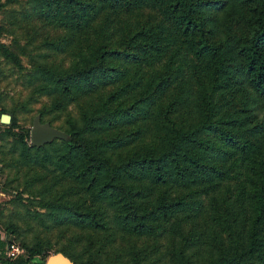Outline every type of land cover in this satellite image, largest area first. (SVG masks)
I'll return each instance as SVG.
<instances>
[{"label":"trees","instance_id":"16d2710c","mask_svg":"<svg viewBox=\"0 0 264 264\" xmlns=\"http://www.w3.org/2000/svg\"><path fill=\"white\" fill-rule=\"evenodd\" d=\"M27 1L25 15L71 31L97 16L93 36L76 42L46 31L41 43L71 47V57L53 62L42 52L41 60H32L30 85L20 82L27 87L21 105L38 103L40 119L51 124L42 116L63 111L62 122L53 125L69 138L9 147L31 158L58 141L62 148L53 159L82 182L91 201L80 207L39 190L45 207L34 211L39 220L67 219L87 229V246L93 245L94 229L152 235L154 242L135 253L142 251L144 264H264V148L248 125L252 104L264 121V0ZM149 10L158 17H149ZM118 11L120 36L112 25ZM1 50L17 60L6 46ZM186 70L192 94L181 77ZM190 96L195 109L178 111ZM220 180L230 184L213 194L214 212L208 229H201L213 244L191 260L189 249L198 239L203 243L195 222L201 195ZM233 201L242 211L237 228ZM222 214L230 218L223 219L226 224ZM187 217V227L180 223L173 234L176 220ZM28 248V256L7 259L37 264L31 255L41 250L39 243ZM88 248L83 258L65 246L56 250L78 264H105Z\"/></svg>","mask_w":264,"mask_h":264},{"label":"rangeland","instance_id":"374dc122","mask_svg":"<svg viewBox=\"0 0 264 264\" xmlns=\"http://www.w3.org/2000/svg\"><path fill=\"white\" fill-rule=\"evenodd\" d=\"M30 6L27 0H0V113L7 112L10 119L6 122L0 121V224L4 226L9 236L10 242H14L21 248L23 258L30 253L28 247L39 243L41 250L31 255L34 262L44 261L45 257L54 252L60 246L76 254L78 257H85L89 251L93 252L95 258L105 264H144L146 258L137 255L138 247L154 242L152 235H136L119 229L118 231L108 230L106 228L94 229L92 232V244L87 246L85 234L87 229L76 227L67 219L56 221L53 219L48 223H42L35 210L44 211V206L39 204L40 193L42 190L45 195L62 196L67 200L79 203L80 207L90 205L91 201L83 188L82 182L72 174L62 170L56 164L53 157L60 152L62 146L56 141L47 144L44 149L38 150L31 158H24L19 155L18 149H11L12 143L20 144L24 141L30 144L29 129L31 117L36 112L38 103L32 102L30 107L22 106L21 96L27 87L28 76L34 70L32 60H41V53L44 52V58L53 62H67L72 55V48H62L58 45L56 48L45 47L41 40L43 34L48 31L54 34H68L72 36L74 42L78 37L84 39L92 37V30L95 27L96 18L89 20L80 31L70 30L66 25L49 26L38 20L33 15H25L24 11ZM112 25L113 34L120 36L119 18L121 12H116ZM144 14V10H143ZM149 17L157 18L158 13L155 10L148 11ZM52 30V31H51ZM6 46L15 54L17 60L3 53L1 48ZM74 44H72V47ZM233 57V55H231ZM181 77L189 85L190 94H192L194 84L188 71L183 72ZM17 98V99H16ZM193 98L190 96L188 102L184 101L177 106L178 111L186 110L192 112ZM64 112H51L43 115V118H49L53 124H60L64 117ZM263 111H254L253 104L248 106L249 134L264 148V121L262 119ZM47 151L45 162L41 158L42 152ZM49 157V158H48ZM228 180H220L213 184L209 191L201 195V208L196 214L195 222L197 235L203 239L196 241L191 249L189 258L197 260L206 253L205 247L212 246L213 239L203 235L202 228L208 229L210 215L213 214L215 205V196L220 195L222 191L229 186ZM217 192V193H215ZM214 194V195H213ZM238 203L232 202L230 211L234 213V228L239 227L242 221V211ZM63 214V213H60ZM236 215V216H235ZM229 217L221 215V224H226L223 219ZM191 217L182 220H176L178 224L171 227L172 233L177 234L176 229L187 227ZM13 228L14 231L8 230ZM224 227L219 226L218 229ZM223 235V233L221 232ZM214 237H220L217 231L212 234ZM207 243L204 244V241ZM210 243V245H208ZM135 248V249H134ZM99 249V250H97ZM136 251V252H135ZM154 253L151 257H153ZM140 256V258H139ZM40 259V260H39ZM35 264V263H34Z\"/></svg>","mask_w":264,"mask_h":264},{"label":"water","instance_id":"95a60500","mask_svg":"<svg viewBox=\"0 0 264 264\" xmlns=\"http://www.w3.org/2000/svg\"><path fill=\"white\" fill-rule=\"evenodd\" d=\"M10 119L7 112L0 113V121L6 122ZM58 137L68 139L69 134L62 128L51 124L48 120H41L39 112H35L31 117V125L29 129V140L31 144L40 145L50 141L52 138ZM43 264H78L71 260L60 250L49 253Z\"/></svg>","mask_w":264,"mask_h":264},{"label":"crops","instance_id":"0c3cea01","mask_svg":"<svg viewBox=\"0 0 264 264\" xmlns=\"http://www.w3.org/2000/svg\"><path fill=\"white\" fill-rule=\"evenodd\" d=\"M7 244H8V241H6V234L4 230L0 227V264H15L12 261H9L4 256V249Z\"/></svg>","mask_w":264,"mask_h":264},{"label":"built area","instance_id":"2783aa9c","mask_svg":"<svg viewBox=\"0 0 264 264\" xmlns=\"http://www.w3.org/2000/svg\"><path fill=\"white\" fill-rule=\"evenodd\" d=\"M20 252H21V248L19 247V245H17L14 242H8V244L4 249V256L6 258L12 259L17 257Z\"/></svg>","mask_w":264,"mask_h":264}]
</instances>
